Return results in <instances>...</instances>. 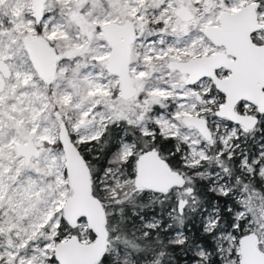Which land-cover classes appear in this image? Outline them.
Listing matches in <instances>:
<instances>
[{
    "label": "rangeland",
    "instance_id": "rangeland-1",
    "mask_svg": "<svg viewBox=\"0 0 264 264\" xmlns=\"http://www.w3.org/2000/svg\"><path fill=\"white\" fill-rule=\"evenodd\" d=\"M245 1L42 0L37 32L29 0H0V57L10 68L0 90V264H56L50 260L52 246L70 233L65 231L55 239L61 206L69 195L57 141L59 118L72 139L80 142L96 138L108 119L123 112L130 125L150 132L147 122L152 120L160 131L182 141L185 149L181 157L186 164H199L208 158V141L184 122V116L214 112L220 96L205 78L186 84L184 73L167 67L166 61L215 50L217 47L201 33L202 25L215 22L219 9H234ZM180 4L190 17L183 19L175 13ZM262 15L260 9V19ZM124 18L132 20L135 31L128 72L136 91L129 99L119 96L116 77L104 68L108 46L99 30L103 22ZM145 22L162 25L147 29ZM25 33L43 36L57 54L47 83L38 77L22 46ZM258 36L264 37V33L260 31ZM166 96L169 101L161 99ZM153 103L159 107L154 112L150 109ZM212 122L211 137L219 141L218 151L231 155L238 147L232 138L242 127L219 121L216 116ZM28 138L37 148V156L25 161L15 152V145ZM256 146L252 156L240 152L239 165L242 170L255 165L264 187V133ZM132 150V142L122 139L119 158L125 159ZM204 173L209 175L208 170ZM219 173L217 170L211 175L217 190L224 193L229 184ZM113 179L119 187L133 183V176L126 171ZM110 192L115 194L113 188ZM231 196L241 203L248 199L241 192ZM243 213V208L237 212ZM204 219L210 225L213 217L206 215ZM73 228L80 240L93 239L83 219ZM239 236L224 233L219 237L218 251L226 264L237 263ZM258 243L264 254V232L256 236Z\"/></svg>",
    "mask_w": 264,
    "mask_h": 264
},
{
    "label": "trees",
    "instance_id": "trees-1",
    "mask_svg": "<svg viewBox=\"0 0 264 264\" xmlns=\"http://www.w3.org/2000/svg\"><path fill=\"white\" fill-rule=\"evenodd\" d=\"M160 23L145 22V26L152 29ZM33 25L39 32L38 22ZM162 98L169 101L167 96ZM118 114L104 123L96 138L75 141L89 169L91 193L101 202L108 234L106 249L96 264H226L218 251L221 235H241L247 231H252L255 237L263 235L262 180L254 166L242 170L239 165L240 152L245 151L248 156L256 152V144L264 132L261 124L242 128L232 138L238 147H234L231 155L225 156V150L218 151L220 143L213 136L205 145L208 158L199 164H186L181 157L185 144L178 138L160 131L152 120L147 122L151 130L147 132L130 125L126 113ZM122 139L130 140L133 148L125 159L119 158ZM147 148H154L163 162L183 177V182L162 194L137 188L132 182L117 186L114 176L126 171L132 177L137 153ZM106 168L113 171L107 172ZM217 170L221 180L229 184L224 193L217 190L211 175ZM110 188L114 189V195ZM186 188L190 191L186 192ZM240 192L248 201L241 203L231 196ZM178 198L184 201L180 207ZM241 208L245 213L238 215ZM206 215L213 217L210 225L205 223ZM56 230L55 239L65 231L76 234L62 218ZM89 236L92 237L90 232ZM50 260L53 261L52 256Z\"/></svg>",
    "mask_w": 264,
    "mask_h": 264
},
{
    "label": "water",
    "instance_id": "water-1",
    "mask_svg": "<svg viewBox=\"0 0 264 264\" xmlns=\"http://www.w3.org/2000/svg\"><path fill=\"white\" fill-rule=\"evenodd\" d=\"M254 4V1H248L233 11L222 9L218 14V25L203 26V33L213 44L222 45L224 51L167 61L169 67L187 73V83L201 76H209L216 89L223 93L224 100L216 109L217 115L226 117L244 129L253 125L255 117L235 111V102L244 100L254 104L257 111L264 107V43L255 44L250 39V32L258 27L264 28V21L257 22ZM29 8L33 21L38 22L42 15V0H29ZM183 10L186 11L180 6L177 13L187 18L186 14L180 13ZM99 30L108 46L104 68L116 77L119 96L132 97L136 88L128 72V63L130 45L135 37L134 24L129 18L121 21L108 20L100 24ZM21 41L38 77L47 83L57 58L53 46L43 36L29 33H25ZM220 65L229 69V73L222 77L214 72V68ZM9 74L8 63L0 57V90ZM56 116L59 118L57 113ZM184 122L194 127L204 139L209 138V128L204 116L189 113L184 116ZM57 141L62 152L63 171L69 188V195L61 206L62 219L69 227H74L77 220L83 219L93 239L82 241L74 232H70L65 238L54 242L51 256L56 264H96L108 243L102 205L91 193L88 166L60 118ZM15 152L22 155L25 161L30 156H37V148L29 138L26 142L16 144ZM182 182L183 177L172 171L154 148H147L138 153L133 172L135 187L160 194ZM183 202L180 199L178 205ZM237 254L236 264H264V254L258 249L252 231L238 237Z\"/></svg>",
    "mask_w": 264,
    "mask_h": 264
},
{
    "label": "flooded vegetation",
    "instance_id": "flooded-vegetation-1",
    "mask_svg": "<svg viewBox=\"0 0 264 264\" xmlns=\"http://www.w3.org/2000/svg\"><path fill=\"white\" fill-rule=\"evenodd\" d=\"M248 1H254L255 2V4H254V12H255V17H256V20H257V22L258 23H261L262 21H264V8H263V4H264V1L263 2H259V0H247V1H245L244 3H246V2H248ZM244 3H242V4H244ZM241 5V4H240ZM240 5H238L236 8H238ZM180 6H183L184 8H185V6L184 5H182V4H180L177 8H176V10H175V13L178 15V16H180L181 18H183L179 13H177V9L180 7ZM236 8H234V9H227V8H221V9H219V11L217 12V14H216V21L215 22H213V23H211V22H208V23H205V24H203L202 25V28H201V33L204 35V36H206L204 33H203V31H202V29H203V26L204 25H206V24H213V25H218L219 24V21H218V14H219V12L222 10V9H224V10H228V11H233V10H235ZM260 9H262L263 10V15H262V18L260 19ZM185 10L186 11H181L180 13H182L183 15L184 14H186L188 17H190V13H189V11L185 8ZM187 17V18H188ZM183 19H186V18H183ZM162 25V23H160L159 24V26H161ZM260 31H262L263 33H264V28L263 27H258V28H256V29H254L252 32H250V39H251V41L252 42H254L255 44H259V43H264V37H260V36H258L259 35V32ZM207 37V36H206ZM208 38V37H207ZM208 40L210 41V43L212 44V45H214V46H216L217 48L215 49V50H213V51H209V52H200V53H198V54H195V55H192V56H188V57H185V58H169V59H176V60H183V59H186V58H190V57H193V56H196V55H199V54H211V53H213V52H215V51H224V47L222 46V45H215V44H213V42L210 40V38H208ZM228 57H230V58H233L230 54H226ZM168 59V60H169ZM167 60V61H168ZM167 61H166V64H167ZM167 67H169L168 65H167ZM169 68H171V67H169ZM171 69H174V68H171ZM174 70H176V69H174ZM176 71H178V70H176ZM178 72H180V71H178ZM214 72H215V74L217 75V76H219V77H222V76H225L227 73H229V69L228 68H226V67H224V66H222V65H220V66H218V67H216V68H214ZM180 73H183V72H180ZM184 75H185V77H184V82L186 83V84H191V83H193V82H196V81H198L199 79H202V78H205V79H207L209 82H210V84H211V87H213V88H215L216 89V87L214 86V84H213V82L211 81V78L209 77V76H201L200 78H198L197 80H195V81H193V82H191V83H187L186 81H185V78H186V76H187V73H184ZM263 88V91H264V86L262 87ZM216 91H217V93L219 94V96H220V101H219V104L216 106V108L214 109V112L213 111H211V110H205L204 112H203V115L202 114H198V115H201V116H204L205 117V119H206V123H207V126H208V128H209V133H210V136H209V138L208 139H210L211 138V136L214 134V132H213V122H212V118H213V116H216V119L217 120H219V121H223V122H230L226 117H224V116H220V115H217V113H216V109L218 108V106L223 102V100H224V98H223V93L222 92H220V91H218L217 89H216ZM134 96V95H133ZM132 96V97H133ZM129 98H131V97H129ZM128 98V99H129ZM246 105H249V106H246ZM156 106V107H155ZM158 105L157 104H154L153 103V105L151 106V108L150 109H152V111L154 112V111H156V110H158ZM234 109H235V111H237V112H239V113H245V114H250V115H252V116H254L255 117V121L253 122V125L251 126V127H249V128H252V127H254V126H256V125H258V124H261L262 126H263V128H264V117H263V113H264V107H263V109L261 110V111H257L256 110V108H255V105L254 104H251V103H249V102H246V101H244V100H238V101H236L235 102V104H234ZM212 115V116H211ZM242 127V126H241ZM243 128V127H242ZM249 128H246V129H249ZM258 128H259V126H258ZM258 128H257V130H258ZM244 129V128H243ZM264 133V132H263ZM208 139H206V140H208ZM260 142V141H259ZM258 142V143H259ZM257 143V144H258ZM145 150V149H144ZM133 151V150H132ZM132 151L130 152V153H132ZM143 151V150H142ZM141 152V151H140ZM130 153H128V155H130ZM137 155H138V153H137ZM137 157V156H136ZM134 166H135V164H134ZM255 166V165H254ZM241 167V166H240ZM241 169H242V167H241ZM246 170V169H245ZM176 173V172H175ZM178 174V173H177ZM170 189V188H169ZM169 189L167 190V191H169ZM146 191H148V190H146ZM166 191V192H167ZM186 192H189L190 191V188H186V190H185ZM148 192H150V191H148ZM166 192H164V193H166ZM152 193V192H151ZM155 194H157V193H155ZM160 194H162V193H160ZM180 200V199H179ZM178 200V201H179ZM178 201H177V204H178ZM108 235V234H107ZM108 238V237H107ZM106 249V248H105ZM105 251V250H104ZM103 254V253H102Z\"/></svg>",
    "mask_w": 264,
    "mask_h": 264
}]
</instances>
